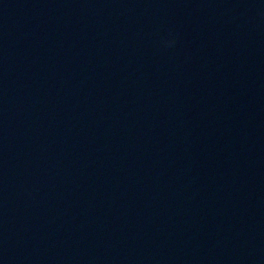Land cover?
<instances>
[{
	"label": "water",
	"instance_id": "95a60500",
	"mask_svg": "<svg viewBox=\"0 0 264 264\" xmlns=\"http://www.w3.org/2000/svg\"><path fill=\"white\" fill-rule=\"evenodd\" d=\"M0 264H264V0H0Z\"/></svg>",
	"mask_w": 264,
	"mask_h": 264
}]
</instances>
